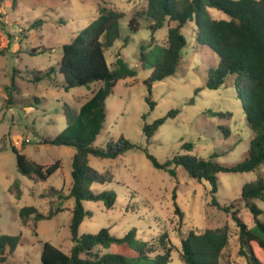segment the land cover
Here are the masks:
<instances>
[{
	"label": "rangeland",
	"instance_id": "374dc122",
	"mask_svg": "<svg viewBox=\"0 0 264 264\" xmlns=\"http://www.w3.org/2000/svg\"><path fill=\"white\" fill-rule=\"evenodd\" d=\"M101 5L126 13L120 23V38L105 48L109 65L116 63L120 54L137 73L120 80L107 98V119L94 147L106 148L111 139L117 141L125 136L147 149L161 164L179 154L208 159L217 153L220 156L214 157L216 161L231 166L248 156L252 139L245 113L248 93L240 82L237 86L233 76H228L218 90L205 88L209 65L213 62L217 65L218 57L198 47L193 23L183 28L188 46L181 68L175 76L155 83L150 93L145 82L152 70L140 61V48L145 46V52L151 51L154 56L158 49L156 44L151 45L152 21L143 15L145 0H0V235H23L17 251L5 264H42L44 242L68 254L73 246L70 225L75 200L44 195H48L51 187L62 191L64 196L69 194L72 159L77 150L73 146L43 142L66 128L64 104L78 111L99 88V84L93 83L66 90L60 62L63 46L98 18ZM134 17L140 23L137 33L129 28ZM209 18L229 20L218 9H210ZM154 36L156 43L163 46L167 29ZM52 69L53 82L46 76ZM14 77L18 91L14 92L11 105L6 87ZM150 96L154 108L147 100ZM173 109L180 113L170 118L168 114ZM163 117L167 121L148 141L144 125ZM187 143L193 145L192 150L183 148ZM13 147L43 165L60 161L61 168L48 180L35 183L18 171ZM90 164L100 172L110 170L114 174L113 182L93 184L92 190L114 192L117 203L108 210L103 202L84 201L92 217L83 221L80 235L97 234L102 228H109L115 236L135 230L138 240L152 241L166 232L173 245L169 264H184L180 256L182 241L191 230L200 233L228 225L230 243L221 263L247 264L239 255V230L233 215L211 204L210 182H198L183 167H178L177 177H172L156 168L146 151L140 149L117 159L91 155ZM260 176L264 178V165L255 172L220 173L217 180L220 204L234 203L241 219L254 230L257 226L253 214L241 197L244 185ZM17 181L21 198L14 188ZM251 203L263 211L260 218L264 221V202L253 199ZM24 207H36L44 215L59 207L63 211L50 220L32 218L24 225L19 217ZM177 207L182 217L176 213ZM100 249L104 254L112 252ZM258 256L264 259L261 254Z\"/></svg>",
	"mask_w": 264,
	"mask_h": 264
},
{
	"label": "trees",
	"instance_id": "16d2710c",
	"mask_svg": "<svg viewBox=\"0 0 264 264\" xmlns=\"http://www.w3.org/2000/svg\"><path fill=\"white\" fill-rule=\"evenodd\" d=\"M143 15L151 22V45L156 44L158 53L145 52L141 46L140 61L152 70L146 80L150 89L157 82L175 76L184 61V51L188 41L183 28L194 24L198 36V47L214 53L218 57L217 65H209L205 77V88L220 89L228 76H233L248 93V106L245 108L246 118L252 132L248 156L236 165H226L214 159V153L208 159H200L191 154L176 155L161 164L155 157L142 149L125 136L117 141L111 139L106 148H96L94 143L102 132L107 119L106 100L112 94L118 82L127 77L136 76V70L129 66L119 54L116 63L109 65L105 48L113 46L120 38V23L126 13L108 6L99 7V16L93 20L81 34L71 43L63 46L60 62V73L65 80L64 88L99 84L92 97L78 111L64 104L66 128L53 138L45 139L44 144L57 146H73L76 153L72 159V186L67 196L62 191L51 187L48 195L59 199H74L72 210L71 234L73 246L66 253L50 242L43 243L42 264H169L172 260L173 245L168 233H163L152 241H141L136 238V231L131 230L124 236L112 235L109 228H102L97 234H79V228L86 218L92 217L83 205L84 201L103 202L105 207L113 209L117 203L114 192L96 193L93 184L106 185L114 181L110 170L100 172L90 164V156L102 159H117L128 151L140 149L146 151L152 164L165 170L172 177H177V168L183 167L198 182L208 181L212 184V206L233 215L239 230V255L247 264H264L258 254L264 257V221L260 218L263 211L251 203L253 199L264 202V178L246 183L242 190V200L247 203L256 223V230L249 228L241 219L240 211L234 203L222 206L218 200L217 180L220 173L255 172L264 165V0H145ZM210 9H218L229 16V20L209 18ZM129 28L137 33L140 23L137 17L130 20ZM167 29L163 46L155 40V33ZM125 42H128L126 39ZM151 46V47H152ZM150 47V48H151ZM47 73L51 79V72ZM41 80V77L38 78ZM53 82V80L51 79ZM9 104H13L14 92L18 91L15 77L12 84L6 87ZM242 98V92L239 91ZM148 102L152 108L155 103L151 96ZM180 110L173 109L168 117L175 118ZM167 117L159 118L151 124L144 125V134L150 141L159 128L165 124ZM229 133V132H228ZM227 133V134H228ZM229 135V134H228ZM184 149L192 150L193 145L187 143ZM13 152L17 158L18 171L35 183L48 180L60 168L61 162L43 165L30 159L16 147ZM17 197L21 198L20 183L14 184ZM61 207L44 215L36 207H24L19 217L24 225L34 218L52 219L61 213ZM176 213L183 216L180 208ZM20 235H0V264H5L14 254L22 241ZM230 243L229 226L207 229L203 232L191 230L182 241L180 251L184 264H222V256ZM100 248L112 249L103 253Z\"/></svg>",
	"mask_w": 264,
	"mask_h": 264
}]
</instances>
